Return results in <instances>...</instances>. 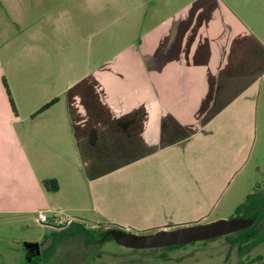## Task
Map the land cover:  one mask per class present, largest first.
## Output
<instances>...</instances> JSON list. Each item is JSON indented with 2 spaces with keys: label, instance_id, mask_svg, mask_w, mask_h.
I'll return each mask as SVG.
<instances>
[{
  "label": "crops",
  "instance_id": "0c3cea01",
  "mask_svg": "<svg viewBox=\"0 0 264 264\" xmlns=\"http://www.w3.org/2000/svg\"><path fill=\"white\" fill-rule=\"evenodd\" d=\"M164 1L99 0L95 7L96 0H36L33 4L37 5L38 12L32 13L29 7L19 13L24 21L19 30L26 25V18L27 22L36 23L38 28L36 32L31 29L21 33L22 47L31 53L36 51V55L46 62L43 68L32 66L36 71L34 77L19 78L15 76V68L22 67L29 59L22 55L17 61L13 60L16 52L13 55L12 48L10 59L0 57V211H22L38 216L52 210L57 211L66 223L68 219L84 221L89 215L114 219L117 215H112L111 207H121L124 197L131 191L139 189V193H143L146 185L140 183L149 179L144 171L158 174L156 189L166 191V185L172 180L171 162L175 152L170 153V158L160 150L145 156L144 148L146 140L155 142L159 139L161 103L166 112L181 118L186 131H196L189 143L198 146L192 147L191 152L186 147L176 152L183 157L195 158L193 163L202 162V159L205 162L207 156H214L211 149L219 152L215 147L209 151V147L205 149L200 138L205 143L213 141L211 135L208 136L209 130L221 132L222 137L232 133L235 126L232 104L225 108L227 110L221 119L206 125L201 119L194 123V118L199 117L196 118L195 113L190 116V102L197 101L202 87L194 79L197 84L191 81V66H198L194 57L189 55L193 50L189 53L184 51L183 56L176 60L175 54L169 50L172 46H163L156 37H152L156 29L150 27L148 31L145 28L146 22L154 18L166 19L160 13ZM140 3H145L143 9H140ZM34 13L38 15H32ZM137 38L139 47L135 45V49L129 51L132 48L130 39ZM127 54L142 63L143 74L145 69L155 76L149 90H142L146 86L140 85L139 92L130 95L125 73V83L118 87L117 92H112V79L107 73L118 58ZM10 60L14 63L8 62ZM175 60V69L172 68L174 86L166 90L171 84L165 85L164 76H170L169 68ZM162 62L166 67L165 74L161 72ZM143 74L140 79L145 81ZM184 75L187 80L180 82ZM174 82H180L179 90L174 88ZM210 85L212 88L213 82L206 88ZM196 86L200 87L199 91ZM54 98L57 99L54 104L38 112ZM230 137L232 139L228 138V143H234V137L231 134ZM148 144L150 146L151 143ZM104 145L109 150L104 149ZM131 147L134 149L130 150ZM129 153L132 154L130 160ZM233 156L234 153H227L228 169L238 165ZM173 159H176L174 163L180 164L178 169L183 177L190 178L197 173L191 162L185 164L181 161V156ZM130 161H134L133 166H129ZM110 163L127 165L111 172L109 166H105ZM148 164L153 167H147ZM130 168L133 175H130ZM224 168L225 164L219 172ZM207 172L212 178L225 176L224 171L217 172V167H208ZM160 173H163V178H159ZM45 179L55 183L46 186L43 183ZM167 194L171 195L170 192Z\"/></svg>",
  "mask_w": 264,
  "mask_h": 264
},
{
  "label": "rangeland",
  "instance_id": "374dc122",
  "mask_svg": "<svg viewBox=\"0 0 264 264\" xmlns=\"http://www.w3.org/2000/svg\"><path fill=\"white\" fill-rule=\"evenodd\" d=\"M35 1L0 0V57L9 58L12 48L13 55L16 52L13 60L17 61L22 55L29 59L28 61L26 59L27 63L22 67L15 68L17 70L15 76L19 78L34 77L36 71L32 66L43 68L46 62L36 55V51L32 53L26 51L20 40L22 32L26 33L31 29L36 32L38 29L32 19L33 23H29L26 18V25L19 30L24 23L19 13L25 12L29 7L32 13L38 12L37 5H34ZM98 3L99 0H96L95 7ZM139 6L143 9L145 3H140ZM160 13L164 14L166 19L154 18L153 21L146 22L145 28L156 29L152 37H156L159 44L172 46L169 50L175 54L174 59H180L184 51L189 53L193 50L189 55L194 57L196 64L198 63L196 68L191 66V81L193 84H197L193 79L198 82L202 92H198L197 101L190 102V116L195 113V117L199 118H194V123L201 119L206 125L217 118L221 119L227 110L225 108L232 104L235 126L231 129L232 133H229L234 137V143H228V138L232 139L229 133L223 134L222 137L221 132L214 133L209 130L208 136L211 135L213 141L205 143L200 138L203 144L201 145L205 149L209 147L208 151L215 147L219 152L211 149L215 152L214 156L210 158L207 156L205 162L202 159V162L198 160L197 163H193L192 159L195 158L189 155L183 157L176 150L180 151L186 147L187 151L191 152L192 147L196 148L197 144L189 143L190 137L196 131H186L187 127L184 128L185 123L181 118L166 112L164 104L161 103L160 136L155 142L148 140L144 142L145 156L160 150L170 158V153L175 152V156H181V161L185 164L191 162L198 174H192L190 178L183 177L178 169L180 164L174 163L176 159H173L175 156L172 155V180L170 179V186L166 185V191L163 188L156 189L158 174L144 171V174L149 175V179L146 182L143 178L140 179L145 182H141L140 185H146L143 193L140 194L139 189L131 192L128 189L130 194L124 197L121 207H111L112 215H117L114 219L89 215L85 216L84 221L68 219L65 225L80 222L88 229L118 228L137 233H150L160 228L170 229L221 217L229 218L234 215L236 206L245 200L247 194L259 190L258 187L264 188V0H165ZM143 15L145 18L146 14ZM12 31L15 32L10 37ZM15 34L17 36L12 40ZM139 38L130 39L129 44L132 48L129 51H133L135 45L139 47ZM127 55L118 58L107 73L112 79V92H117L118 87L125 83V73L128 76L126 84L129 88L126 84L124 87L126 86L130 95L139 92L138 90L142 88L140 85L146 86L142 90H149L155 76L145 69L143 74L142 63ZM13 60L8 62L14 63ZM176 60L169 68L170 76H164L165 85L171 84L165 88L166 90L174 86L172 68ZM164 67L162 62L163 74L166 68ZM65 73H68L67 68ZM141 73L145 81L140 79ZM186 80L184 75L180 82ZM180 82H174V88L179 90ZM210 82H213L212 88L211 85L206 88ZM196 88L200 90V87ZM30 102L33 104L34 101ZM181 102L180 100L179 104ZM176 111L180 110L177 108ZM148 143H151L150 146ZM104 149L109 150V147L104 145ZM193 153V156L197 157L196 153ZM227 153L235 155L233 157L238 165L234 169H228ZM131 156L129 153V160L132 159ZM118 158L120 161L119 156ZM133 162L130 161L129 166H133ZM223 164L225 176L221 179L217 175L212 178L207 172L208 167H217L219 172ZM126 165L110 163L105 166H109L113 172ZM148 166L153 167L151 164ZM167 172L165 174L169 179L170 175ZM133 174L130 168V175ZM159 178H163V173H160ZM45 215L51 218L58 215V212L50 210L46 211ZM65 225L54 226L48 222H41L36 213L0 211V264H23L24 242H38L42 246H49L56 240L54 232H60L61 227ZM245 236L229 235L178 246L128 248L113 238L92 246L85 245L83 239L78 236L65 234L49 260L46 262L40 260L39 264H264V242L245 256L238 254L239 240Z\"/></svg>",
  "mask_w": 264,
  "mask_h": 264
},
{
  "label": "water",
  "instance_id": "95a60500",
  "mask_svg": "<svg viewBox=\"0 0 264 264\" xmlns=\"http://www.w3.org/2000/svg\"><path fill=\"white\" fill-rule=\"evenodd\" d=\"M254 217L234 216L217 218L208 222L186 224L175 228H160L150 233H137L118 228L105 232L120 245L128 248H152L170 245H184L196 241L208 240L238 231L254 223ZM25 249L36 248L40 253L38 242H24Z\"/></svg>",
  "mask_w": 264,
  "mask_h": 264
},
{
  "label": "trees",
  "instance_id": "16d2710c",
  "mask_svg": "<svg viewBox=\"0 0 264 264\" xmlns=\"http://www.w3.org/2000/svg\"><path fill=\"white\" fill-rule=\"evenodd\" d=\"M4 85L6 87V92L9 96V101L11 106L13 107V102L10 97L9 90L7 88V84L4 81ZM56 98L50 100L49 102L45 103L42 107L38 109V112H41L48 107H50L52 104L56 102ZM44 185H48V183H55L54 180L51 179H45L43 181ZM257 188V187H256ZM255 188V189H256ZM259 190H256L253 193H249L246 195L245 200L236 206L234 214L241 215L244 217H254L255 218V225L262 226L264 225V188H259ZM60 232H54L56 234V240L53 241L49 246H42L41 254L39 257H37L36 260L38 261H48L49 258L53 255L55 248L61 243L62 238L65 234L78 236L81 239H83V243L85 245H99L102 242H104L107 239L112 238L111 235H106L105 232L108 230L103 229H88L83 223L80 222H70L64 227H61ZM101 228V226H100ZM253 228L248 227V229ZM242 232V231H241ZM240 233V232H239ZM62 237V238H61ZM261 242H264V231L258 232L253 236L251 239L248 238L245 241H243L242 244L239 245L238 253L240 256H245L251 252V250L259 245ZM175 246V245H174ZM178 246V245H176ZM24 248V247H23ZM23 264H28L24 257L22 260Z\"/></svg>",
  "mask_w": 264,
  "mask_h": 264
},
{
  "label": "flooded vegetation",
  "instance_id": "af4514ba",
  "mask_svg": "<svg viewBox=\"0 0 264 264\" xmlns=\"http://www.w3.org/2000/svg\"><path fill=\"white\" fill-rule=\"evenodd\" d=\"M234 216H241V215H236V214H234L233 216H231V217H234ZM253 227V228H251V229H248V227ZM251 226H248V227H245V228H243V229H240V230H238V231H234V232H231V233H228V234H225V235H222V236H218V237H216V238H219V237H228L229 235H232V237L233 236H236V235H240V234H243V235H246L245 237H243L241 240H239V244H238V248H239V245L240 244H242L243 243V241H245L246 239H248V238H252L253 236H255V234H257L258 232H263L264 231V229H263V226L264 225H262V226H257V225H255V220H254V223L251 225ZM252 230V231H251ZM242 231V232H241ZM248 231H250L249 232V234H247V232ZM240 232V233H239ZM215 238V239H216ZM209 240V239H208ZM208 240H202V241H208ZM261 243H263V242H261ZM260 243V244H261ZM255 248V247H254ZM22 249H23V251H24V259H25V261L28 263V264H39V261L38 260H36L37 259V257H39L40 256V254H41V249H42V244H39V250H40V253L39 254H37V249L36 248H29V249H25V248H23L22 247ZM239 254V253H238Z\"/></svg>",
  "mask_w": 264,
  "mask_h": 264
},
{
  "label": "built area",
  "instance_id": "2783aa9c",
  "mask_svg": "<svg viewBox=\"0 0 264 264\" xmlns=\"http://www.w3.org/2000/svg\"><path fill=\"white\" fill-rule=\"evenodd\" d=\"M38 218H39V220H40L41 222H44V223H45V222H48V223H50V224H52V225H54V226H61V225H65V224H66V222H64V221L62 220L61 216H59V215H55V216L49 218V217H47L45 214L40 213V214L38 215ZM63 222H64V224H63Z\"/></svg>",
  "mask_w": 264,
  "mask_h": 264
}]
</instances>
